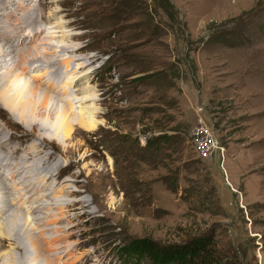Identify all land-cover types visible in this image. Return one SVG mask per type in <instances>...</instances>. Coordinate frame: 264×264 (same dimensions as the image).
Returning <instances> with one entry per match:
<instances>
[{
	"label": "rangeland",
	"instance_id": "rangeland-1",
	"mask_svg": "<svg viewBox=\"0 0 264 264\" xmlns=\"http://www.w3.org/2000/svg\"><path fill=\"white\" fill-rule=\"evenodd\" d=\"M26 7L13 17L24 28L42 21L46 30L26 42L7 24L6 47H38L26 56L47 67L39 71L57 88L41 90L60 103L40 117L44 133L0 107V143L14 175L3 165L0 220L31 216L45 250L35 260L30 241L8 223L16 230L11 240L0 230V251L12 250L15 264H43L44 255L60 264H151L122 248L134 237L168 243L213 233L238 264H264V0H33ZM20 70L2 84L28 94L37 77L29 68L19 85ZM62 109L74 123L94 117V126L75 124L67 137ZM202 124L212 126L223 157L198 156L194 133Z\"/></svg>",
	"mask_w": 264,
	"mask_h": 264
},
{
	"label": "bare ground",
	"instance_id": "bare-ground-1",
	"mask_svg": "<svg viewBox=\"0 0 264 264\" xmlns=\"http://www.w3.org/2000/svg\"><path fill=\"white\" fill-rule=\"evenodd\" d=\"M24 2H26V3H24ZM32 2H33V0H23L21 3L18 1V3H17L18 7H12L10 10L11 13L10 12H6L5 14H4V12L0 13V107L6 111V114H8L10 116V118H12L14 120L19 118L26 125V127L28 126V127L37 129L39 131H42L44 133L45 131H47L48 128L46 126V123H43V121H41L40 117L45 118V116L50 117L51 115L55 114V110H57L56 107L59 105L58 103H60V102L55 98V96H53L54 95L53 93H52L53 94L52 95L49 91H45V90L42 91L40 84L46 86V88L48 86L49 88L56 89L57 87L55 85H52V86L50 85V81H54V80L48 79L49 84H47L46 79H45L47 72L40 73V71H39V70H45L47 67L45 69H40L41 66L37 63H36L37 65L35 64V62L38 61V57L34 56L32 59H28L26 56V53L29 54V53H31L32 50L35 51L38 47H36V46L35 47L34 46L28 47L27 46V47H23V48L21 47V48L16 49V48H13L15 46V45L13 46V44L6 47L7 43H9L10 38L13 37V36H11L10 33H8V31L6 29V27H7L6 25L10 24V26L12 27L13 35L20 34V31L16 27L17 25L21 24L19 22V17L18 16L13 17V16H15V14L19 13L20 11L29 9L26 7V5H28V7H29V5ZM8 5L9 4L7 3L6 7L11 6V5L10 6H8ZM11 20H12V22H11ZM11 23H13V24H11ZM29 25H30V27H32L31 23ZM42 32H43V30H42ZM32 44H33V42H31V45ZM70 60L71 59L69 58L65 61V65L67 67L69 66ZM38 63H39V61H38ZM47 64H48V62H47ZM19 67H21L23 70V72L20 70L21 72L19 71V73L16 75V81H18L19 85L21 84L19 77L25 76L24 73L26 74V72H28L29 68L30 69L32 68V71H34V73H35L34 76L37 77L35 79V83H37V84H34V85L31 84V86H28V88H29L28 94L18 92V90L14 89V87H12V85L2 84V79L4 78L3 76L8 75L10 72H13L17 69L19 70ZM40 79H44V80L41 81ZM15 88H16V86H15ZM23 88H26V84L23 86ZM66 91H68V90L66 89ZM65 94L69 95V93H65ZM69 98L72 99L71 97H69ZM70 101H73V100H70ZM68 104H70V103H68ZM67 110H69V107ZM67 110L62 109V112H61V113H63L62 115L64 118V120L61 121V122H63V124H62L63 125V131L67 137H70L72 135L75 124H79L80 126L85 127V129L91 128L94 126V121H96V119L94 117H89V120L80 119L79 121H76V123L71 122V120L68 118V115H70V114H68ZM18 112H19V115H18ZM5 144H7V142ZM0 148L4 149V147L1 143H0ZM4 151L2 152V154H0V170L2 169L3 165L7 164L5 167H8V166L10 167V169H11L10 170V177H13L14 176L13 170H12L13 161L11 160L13 158L9 155L8 152H6L5 149H4ZM5 159H8V160L5 161ZM6 181H7L6 179L0 178L1 185H2V183H5ZM0 195H1V192H0ZM13 199H15V195L13 196ZM13 203H14V201H13ZM35 204H37V203H35ZM2 207H3V205H2ZM36 209H37V207H36ZM27 212L30 213L29 210ZM10 213H12V211H10ZM1 216L2 215L0 214V217ZM8 223L9 224L12 223V224L16 225L18 233L21 234L22 237H25L30 241V243H31L30 245H31L32 249L34 250L33 258L34 257L35 258H42L41 254H43V253L40 254V252H41V250H45V249L42 248L41 244L37 240L38 238H35L33 233H32L33 228L30 227L31 216L28 215V216L24 217L19 212V213L11 214L3 222L0 220L1 236L3 237V239L11 240L12 237L14 236L13 231H15L16 228L14 227V229H12V231H11L10 230L11 228L8 226ZM10 226H11V224H10ZM11 232H13V234ZM46 240H48V239H46ZM50 247L51 246H49L47 249H49ZM51 248H53V247H51ZM12 255H13L12 250L6 249L3 252L0 251V260L2 261L0 264H15L12 260V257H13ZM37 255L39 257H36ZM44 259L45 260H44L43 264H60V263H57L56 261H52L53 259L51 260L49 255H44Z\"/></svg>",
	"mask_w": 264,
	"mask_h": 264
},
{
	"label": "trees",
	"instance_id": "trees-1",
	"mask_svg": "<svg viewBox=\"0 0 264 264\" xmlns=\"http://www.w3.org/2000/svg\"><path fill=\"white\" fill-rule=\"evenodd\" d=\"M163 135L147 139L146 144L160 142ZM125 255L140 256L151 264H238L229 246H218L213 233H203L178 242L162 243L151 237H134L122 248Z\"/></svg>",
	"mask_w": 264,
	"mask_h": 264
},
{
	"label": "built area",
	"instance_id": "built-area-1",
	"mask_svg": "<svg viewBox=\"0 0 264 264\" xmlns=\"http://www.w3.org/2000/svg\"><path fill=\"white\" fill-rule=\"evenodd\" d=\"M195 150L199 157L215 159L223 157L224 147L213 132L212 126L200 125L194 133Z\"/></svg>",
	"mask_w": 264,
	"mask_h": 264
}]
</instances>
